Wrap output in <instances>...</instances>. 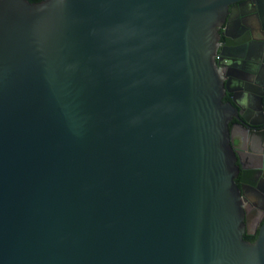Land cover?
I'll return each instance as SVG.
<instances>
[{"label": "water", "instance_id": "95a60500", "mask_svg": "<svg viewBox=\"0 0 264 264\" xmlns=\"http://www.w3.org/2000/svg\"><path fill=\"white\" fill-rule=\"evenodd\" d=\"M243 1L0 0V264H264L216 61Z\"/></svg>", "mask_w": 264, "mask_h": 264}, {"label": "flooded vegetation", "instance_id": "af4514ba", "mask_svg": "<svg viewBox=\"0 0 264 264\" xmlns=\"http://www.w3.org/2000/svg\"><path fill=\"white\" fill-rule=\"evenodd\" d=\"M218 33L223 102L234 111L228 129L238 167L235 183L247 232L257 236L264 221V0L231 5Z\"/></svg>", "mask_w": 264, "mask_h": 264}, {"label": "trees", "instance_id": "16d2710c", "mask_svg": "<svg viewBox=\"0 0 264 264\" xmlns=\"http://www.w3.org/2000/svg\"><path fill=\"white\" fill-rule=\"evenodd\" d=\"M30 3H37V2H40V1H42V0H28ZM244 240H246V241H248V242H250V243H252V242H254L255 241V239H256V235H251V234H245L244 235Z\"/></svg>", "mask_w": 264, "mask_h": 264}]
</instances>
